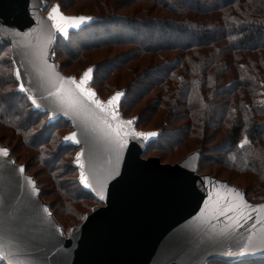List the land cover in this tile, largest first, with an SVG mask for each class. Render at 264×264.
<instances>
[{
	"label": "trees",
	"instance_id": "16d2710c",
	"mask_svg": "<svg viewBox=\"0 0 264 264\" xmlns=\"http://www.w3.org/2000/svg\"><path fill=\"white\" fill-rule=\"evenodd\" d=\"M45 1L93 18L57 38L56 61L67 76L95 67L99 96L102 87L125 94L123 117L137 108V129L158 135L142 158L200 151L199 175H225L264 203L257 194L264 185V0ZM72 65L75 72H66ZM15 70L13 48L0 36V140L48 175L52 211L65 229L59 215L79 220L82 209L101 203L79 181L73 153L80 148L64 145L71 123L48 125L49 114L17 92ZM208 264H264V257Z\"/></svg>",
	"mask_w": 264,
	"mask_h": 264
},
{
	"label": "water",
	"instance_id": "95a60500",
	"mask_svg": "<svg viewBox=\"0 0 264 264\" xmlns=\"http://www.w3.org/2000/svg\"><path fill=\"white\" fill-rule=\"evenodd\" d=\"M42 6L44 0H0L1 41L12 46L15 69L22 72L26 86L42 105L36 108L30 101L33 110L49 114L48 125L64 119L71 123L72 132H77L82 143L64 139V145L75 146L84 153L79 158L89 169L96 191L88 190L104 208L91 213L86 225L71 241L66 240L64 228L55 219L51 204L43 199L34 176L27 173L26 165L20 172L22 164L12 159L11 151L10 158L0 155V244L9 253L8 259L0 262L208 264L210 260L264 257V203L253 202L245 190L227 180L199 175L200 151L175 166L165 165L158 158H142L158 135L136 137L120 152L117 163L116 153L101 134L90 132L85 137L71 114L59 110L45 90L47 85L39 79L40 52L43 50L47 63L55 65L60 76L69 77L56 61L57 38H68L70 32L79 31L93 19L79 28H70L65 36L49 15L42 14ZM91 68L89 84L95 91V67ZM17 92L26 96L19 88ZM124 97L125 94L118 103L122 121L128 120L121 114ZM132 121L126 130L140 132L138 119ZM78 154L74 166L80 172ZM113 166L115 172L110 175ZM97 179L103 181V198L96 195L101 191ZM225 201L233 207L247 201L253 206L247 209L251 218L240 220L243 208L228 217L218 216L215 209ZM236 221L239 226L233 227ZM245 244L250 250L241 254Z\"/></svg>",
	"mask_w": 264,
	"mask_h": 264
},
{
	"label": "snow or ice",
	"instance_id": "6c2138e0",
	"mask_svg": "<svg viewBox=\"0 0 264 264\" xmlns=\"http://www.w3.org/2000/svg\"><path fill=\"white\" fill-rule=\"evenodd\" d=\"M46 6V5H45ZM49 18L54 23L56 29L65 36L69 34L70 28H79L81 24L93 19L90 16H66L60 10V5H55L49 12ZM40 65L37 68L40 81L47 85L45 90L48 96L52 97L59 110L63 111L65 115L71 114L73 123L80 130L81 134L87 137L90 132H97L101 134L105 140L112 146V150L116 153V162H119V154L128 145L130 139L136 137L148 138L156 136V132H135L126 130L125 126L133 124L132 120L122 121L118 116V103L123 92L117 91L108 100L104 101L99 98L97 93L91 89L89 81L92 79L93 69L88 68L80 78L76 77H62L56 71L55 65H49L44 56L43 50L40 52ZM15 78L18 83V88L21 92L26 94L27 99L36 107L40 108L42 105L37 103V98L32 93L31 88L27 87L22 72L17 69L15 71ZM31 83V81H29ZM65 140L82 143L77 138V132H72L71 135L66 136ZM0 155L10 158V149L7 147L0 148ZM84 153L78 154L76 163L79 165L81 171L79 181L83 187L96 191L93 182L90 181L89 169L85 168L83 161L79 157H83ZM12 163H15L14 161ZM19 171H24V166L19 167ZM115 172V167L111 169L110 175ZM31 179V178H27ZM106 179V178H105ZM96 183L101 186V191L96 192V195L102 196L103 181L97 179ZM253 206L245 201L242 205L230 206L227 201L219 208L215 209L218 216L228 217L229 214L238 212L241 208L244 209L240 214V220L251 218L247 212L248 208ZM233 227L239 226V221H236ZM247 244L241 248V254H247L249 251ZM9 253L5 250V246L0 244V259H8ZM8 264H24V262L17 260H8Z\"/></svg>",
	"mask_w": 264,
	"mask_h": 264
},
{
	"label": "rangeland",
	"instance_id": "374dc122",
	"mask_svg": "<svg viewBox=\"0 0 264 264\" xmlns=\"http://www.w3.org/2000/svg\"><path fill=\"white\" fill-rule=\"evenodd\" d=\"M58 3H49L48 1H45L44 2V11H43V15L44 16H48V14H49V12L51 11V8L53 7V6H55V5H57ZM59 5V4H58ZM68 12V13H67ZM72 13H73V11L72 10H68V11H66V16H76V15H72ZM61 61L62 62H64V63H67L68 62V59H66V58H61ZM58 63V62H57ZM59 64H61V63H59ZM85 67H88V66H86L85 65ZM85 67H83L82 69H84ZM89 68H91V67H89ZM86 71V70H85ZM85 71H82L81 70V73L80 74H75V75H72V76H69V77H76V78H80V77H82V75H83V73L85 72ZM66 72H68V73H74L75 72V67L72 65V66H70L69 68H67V70H66ZM105 83V84H104ZM103 83V86L105 87L106 86V82H104ZM112 91H114V90H112V89H110V88H104L103 89V87L100 89V96H101V99L102 100H104V101H106V100H108L111 96H113L115 93H112V94H110ZM136 110H138L137 108L135 109V110H133L134 112H131L125 119H128V120H133V119H137V117L135 116V114H136V112H138V111H136ZM140 110V109H139ZM73 130H68V129H66L65 131H64V133L65 134H70L71 132H72ZM138 131H140V132H151V131H142V130H138ZM7 134V133H6ZM1 136H3V138L5 137V133L3 132V131H0V137ZM0 142H1V140H0ZM1 144L3 145V146H5V147H7V148H9L10 149V151H11V148L7 145V143H5V144H3V142H1ZM81 150V149H80ZM80 150L79 151H76V152H74L73 153V156H75V154H76V156H77V154L80 152ZM193 151H194V149H193ZM180 153H178V154H176V155H166V154H164V153H161V152H156V151H154V152H152L151 154H149V155H147L144 159L145 160H148V159H151V158H160L161 159V163L162 164H165V165H172V166H175V165H177L178 163H180L181 161H183L184 159H186L188 156H190L191 154H194V153H197V151L196 152H192V150L191 151H186V150H184V149H181L180 151H179ZM12 153V152H11ZM189 153V154H188ZM18 155H19V157H21V158H19V159H17V155L16 156H11L12 157V159H14L15 161H16V163L19 165V164H22V165H26V167H27V173L29 174V175H32V176H34V178H35V180L36 181H38V182H40L41 184H42V189L44 190L45 189V199L44 200H46V202L47 203H54V200H55V197L53 196V195H51V190L49 189V187L47 186V184H45V182L48 180V175L47 174H45L44 173V171H43V169H41L40 167H36L35 165H29V161L27 160V158H26V156L25 155H23V154H21L19 151H18V153H17ZM164 154V155H163ZM23 156V157H22ZM76 156H75V159H76ZM215 169H213L214 171H216L217 170V168L216 167H214ZM203 175H210V174H203ZM214 177H216V176H214ZM226 178H227V176H225V175H223V177H222V179L221 178H219V179H221V180H226ZM235 184H233V185H236L237 187H239V188H241V187H243V184H241V183H239V182H234ZM239 185V186H238ZM242 189V188H241ZM243 190V189H242ZM258 193L257 194H259V196H261V197H264V185L261 187V188H259V190L257 191ZM258 196V195H257ZM254 202V201H253ZM102 208H104V206L102 205V204H91L90 205V208L89 207H87L86 209H82L81 210V213H82V215L84 216L82 219H76L75 217H71V218H69V216H68V218H69V220L67 221L66 219H65V217L63 218L62 216H58V219L60 220V222H62V223H64L65 225H66V228L64 229V236H65V238H66V240H68V241H71L72 240V238H73V236L75 235V233L77 232V231H79V230H81L85 225H86V223H87V221H88V219H89V216H90V214L91 213H94L96 210H98V209H102ZM85 214V215H84Z\"/></svg>",
	"mask_w": 264,
	"mask_h": 264
}]
</instances>
